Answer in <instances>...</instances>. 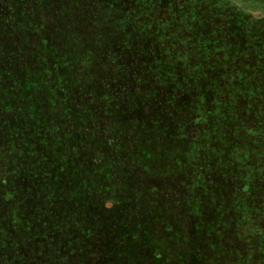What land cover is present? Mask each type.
<instances>
[{"label":"trees","instance_id":"trees-1","mask_svg":"<svg viewBox=\"0 0 264 264\" xmlns=\"http://www.w3.org/2000/svg\"><path fill=\"white\" fill-rule=\"evenodd\" d=\"M263 145L264 18L0 0V264H264Z\"/></svg>","mask_w":264,"mask_h":264},{"label":"rangeland","instance_id":"rangeland-1","mask_svg":"<svg viewBox=\"0 0 264 264\" xmlns=\"http://www.w3.org/2000/svg\"><path fill=\"white\" fill-rule=\"evenodd\" d=\"M231 1L233 2L234 5H237L240 8H243V9L247 10L251 15L253 14L256 17L264 18V10L261 9L262 6L256 7V6L252 5V3H255V1L256 2H263L264 0H231ZM249 8H259V9L254 11V10H250ZM135 21H136V19L134 20V22ZM251 28L253 29L254 27L252 26ZM243 39H245V37L242 36L239 41H241ZM232 118H234V116H232V117L229 116V119H227V121H229L228 122L229 124H233L232 121H234V120ZM244 138L245 137L240 138V140H238V141L242 142V141H244ZM260 151H262V152L264 151V145L261 146ZM225 153L228 154L229 151H226ZM263 165H264L263 162H259L256 159H251L250 165H246L245 167H246L247 171H255V170L258 171L259 169H262V171H264V166ZM249 167L251 168V170L248 169ZM256 209L257 208L253 209L254 211L252 212L250 208H247V210L250 211V212L248 211L247 214H249V216H251V214H252V218H254ZM215 222L217 224H219V223H223L224 224L225 220H223V216H222L221 218H218L217 221L215 220Z\"/></svg>","mask_w":264,"mask_h":264}]
</instances>
